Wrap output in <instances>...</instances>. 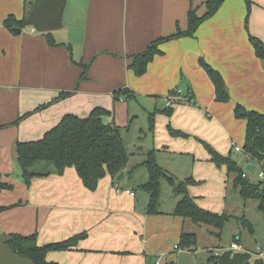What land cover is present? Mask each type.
I'll list each match as a JSON object with an SVG mask.
<instances>
[{"label": "crops", "instance_id": "crops-1", "mask_svg": "<svg viewBox=\"0 0 264 264\" xmlns=\"http://www.w3.org/2000/svg\"><path fill=\"white\" fill-rule=\"evenodd\" d=\"M207 1L67 0V23L62 21V32H52L48 38L26 25L18 34L12 32L15 27L4 25L9 17L16 22L26 19L34 0H0V184L9 187L0 190V208H6L0 213V234L35 233L38 246L86 234L75 248L48 253L46 260L56 264H181L183 256L201 254L208 264L211 250L227 249L232 243L241 247L240 254L251 256L248 262L264 264V251L251 250L242 231H235L237 240L222 245L223 229L219 232L173 216L182 195L169 210L158 205L157 213L149 214V195L136 190L147 182L148 175L144 169L136 178V168H130L129 161L120 180L105 176L95 191L83 186L74 168H66L61 175L35 177L27 186L17 164L16 143L40 139L63 116L85 117L92 109L101 108L109 113L102 118L105 124L125 130L136 117L131 103L142 100L148 119L154 113L153 132L149 125L147 131L159 167L166 172L164 165L179 164L177 169L184 170V175L177 184L190 180L186 192L194 203L208 212L216 210L218 200L212 199L213 193L233 189L234 175L214 162L204 145L241 169L254 165L243 151L237 153L232 147L233 143L243 148L246 127L245 120L235 118L234 109L241 106L247 112L264 114V62L256 57L248 39L250 35L264 45V0H247V29L246 0H225L193 37L160 44V54L148 63L142 76L129 68L132 57L151 43L186 31L189 10L196 8L201 17ZM79 64L88 66L83 79ZM203 64L222 76L227 102L216 101ZM180 89L182 94L177 97ZM119 90L134 98L115 101ZM171 96L177 99L170 104ZM239 153L245 160L242 166L235 160ZM221 166L225 170L222 176ZM116 185L122 192L114 191ZM236 197L243 210L230 209L228 216L247 220L254 234L255 222L244 214L252 200ZM223 202L226 206L225 199ZM230 222L241 227L235 219ZM200 232L205 235L201 250L196 246ZM182 233L195 236L191 250L176 249Z\"/></svg>", "mask_w": 264, "mask_h": 264}, {"label": "trees", "instance_id": "trees-1", "mask_svg": "<svg viewBox=\"0 0 264 264\" xmlns=\"http://www.w3.org/2000/svg\"><path fill=\"white\" fill-rule=\"evenodd\" d=\"M224 2L225 0H208L204 4L206 11L201 17L197 15L196 8H191L187 16L188 28L186 31H177L176 34L170 37L158 39L151 43L142 53L132 57L129 68L136 76H142L146 72L148 63L153 60L154 56L160 54L158 50L160 44L179 37H193L198 27L212 18ZM246 5L244 25L247 29V20L250 13V4L247 0ZM4 25L9 29L12 27L19 29L25 26V19L16 22L9 17ZM50 34L45 33L44 35L49 38ZM248 39L256 57L264 62V45L262 42L250 35H248ZM48 41L51 45H55L51 39H48ZM79 65L83 69L80 79H83L88 66ZM203 65L214 86L216 101L227 102L229 95L222 76L207 64ZM60 95L65 96L67 94ZM120 97H125L126 100L134 98L126 90H119L114 94L115 101H118ZM167 113L169 114V112ZM108 114L106 110L101 108L92 109L85 117L67 114L61 118L56 126L46 131L40 139L31 142H17L15 147L16 159L25 185L28 186L35 177H46L51 174L61 175L66 168H74L83 186L89 191H95L98 182L105 176L116 179L126 168L129 154L122 141L120 128L103 122L102 118ZM234 115L236 119L246 121L242 151L250 161L262 165L264 163V114L254 111L247 112L241 106H236ZM153 116L154 113L148 119L150 132H153ZM204 147L210 153L214 162L224 165L228 175H234L233 188L239 197L243 201L252 200L257 202V210L264 223V186L260 182L252 183L244 178V170L229 158L219 156L207 145H204ZM142 165L146 170L148 180L138 188L149 195L148 213L156 214L160 194V180H165L171 185H174V180L168 177L156 163L153 151L149 152ZM189 182L190 180L186 183L177 184L176 190L182 196L175 206L173 216L188 219L194 225L208 226L219 232L222 231L229 220L235 219L240 222L244 230L253 233L251 224L244 218L218 215L200 209L186 192V184ZM8 188L7 185L0 184V190ZM5 209L1 207L0 213ZM10 237L12 240L7 245L19 257L30 259L34 264H56L46 260L47 254L75 248L78 241L84 239L86 234H79L64 242L43 246L37 245V234L35 233L30 236L11 235ZM195 243L196 238L194 235L182 233L177 248L186 251L191 250ZM248 261V254L227 252L220 257H211L208 264H248Z\"/></svg>", "mask_w": 264, "mask_h": 264}, {"label": "rangeland", "instance_id": "rangeland-1", "mask_svg": "<svg viewBox=\"0 0 264 264\" xmlns=\"http://www.w3.org/2000/svg\"><path fill=\"white\" fill-rule=\"evenodd\" d=\"M65 10V9H64ZM68 10L66 9L65 11H63V16H62V21L64 23H67V14H68ZM26 29H30V27H26ZM58 32H62V31H58ZM58 32H54V34H58ZM181 90V89H180ZM144 102L142 100H138L136 103L132 102L131 103V107L133 109H135L136 111H134L135 114V118H131L130 122L128 124V126L126 127L125 130H120V134H121V138L122 141L124 143V146L126 147V150L129 154V167L130 168H136L135 169V176L136 178H138V176L140 175V172L145 173V171H143L145 168L144 166H139V164L141 162H144L145 159L147 158L150 147L149 145L151 144V138L150 136L151 133L147 131L148 129V125L147 124V119H148V113L145 112V110H143V108L145 109L144 106ZM149 123V121H148ZM140 131L144 132L143 134L140 133ZM141 148V149H140ZM181 160L184 161V159H178L177 161L180 162ZM235 160L238 162V164L240 166H242V164L244 163V159H243V155L242 153H239L238 156L235 157ZM155 161H156V157H155ZM156 163L158 164V162L156 161ZM254 163V170L250 173H246V177L247 179L252 182V183H258L259 179H258V174L260 172L259 169V165L257 162H253ZM162 164V163H161ZM159 165V164H158ZM160 166V165H159ZM179 166V164H175L173 167L172 166H166L165 170L167 173V176L170 177L171 179L174 180L175 184L178 183L177 180H179V177H183L182 175H184V170H179L177 169ZM162 168V166H160ZM188 167H185V169ZM243 168V167H242ZM164 171V170H163ZM221 172V176L224 175V167L221 166V170H219ZM186 172L189 173V171L186 170ZM231 176V175H230ZM160 194H159V200H158V205L163 206L166 210H169L170 207L175 203V201L180 198L181 193L177 192V186H171V183H168L165 180H160ZM224 188V185L222 186ZM136 190H138L139 193H141L142 191L138 189V187L136 188ZM234 188L232 189H228L226 188V190H221L219 191L218 195H215L213 193V197L212 199H217L218 200V206L217 209H213L212 212L218 215H226L228 216L229 212L228 210H230L231 212L234 211L236 208H239L241 211L243 210L242 205L240 203V201H235L237 199L236 195L238 196V193L235 192ZM206 199V196H203ZM223 199L226 200V206L224 205ZM238 200V199H237ZM257 202L255 201H249L248 205L246 207V209L244 210V214L245 216H250L251 219L254 220L255 223L254 224V234L250 235V233L247 232V230H243L241 227L238 228L237 224L230 222V223H226V225L223 228V233L221 236V243L222 245H229V243L234 239L237 240V237L239 236V234L235 235V231L239 232L242 231L244 236V240L245 237L248 236L247 238V246L251 248V250H255V248H260L262 249V252L264 251V231L261 230L260 228V224H259V212L257 211ZM159 207V206H158ZM157 207V208H158ZM210 209H212V207H209ZM205 209V208H204ZM209 210V209H207ZM211 211V210H209ZM235 235V236H234ZM204 234L200 232L199 236H198V240L196 243V246L199 250H201L204 246ZM257 239V240H256ZM243 238H242V243L244 242ZM256 240V242H255ZM204 243V244H203ZM249 249V248H248ZM250 250V249H249ZM235 254H239V253H235ZM185 257V258H184ZM249 256V260H250ZM183 258L185 259V261H183L184 264H205L204 262V255L201 254L197 257H187V256H183ZM168 263H170V261L168 260ZM174 263H178V260L174 261ZM181 263V264H183ZM248 264H255L254 262H248Z\"/></svg>", "mask_w": 264, "mask_h": 264}, {"label": "water", "instance_id": "water-1", "mask_svg": "<svg viewBox=\"0 0 264 264\" xmlns=\"http://www.w3.org/2000/svg\"><path fill=\"white\" fill-rule=\"evenodd\" d=\"M67 0H34L25 19V25L40 34L52 33L62 28V14ZM14 34L19 33L18 28H13ZM141 149V148H140ZM253 164L244 166V172L250 173ZM123 177L120 173L117 180ZM12 240L10 236L0 234V264H34L30 259L19 257L8 247Z\"/></svg>", "mask_w": 264, "mask_h": 264}, {"label": "built area", "instance_id": "built-area-1", "mask_svg": "<svg viewBox=\"0 0 264 264\" xmlns=\"http://www.w3.org/2000/svg\"><path fill=\"white\" fill-rule=\"evenodd\" d=\"M32 31H34V30H32ZM181 90H177L176 91V96L177 97H180L181 96ZM176 96H171V97H169L168 98V103H174L175 102V100L177 99V97ZM176 98V99H175ZM190 98L189 97H184V100L185 101H187V102H190V100H189ZM232 147H233V149H234V151L235 152H242V149L240 148V147H238V146H236L235 144H233L232 143ZM259 169H260V172H259V174H258V179H259V182L264 186V164H262V165H260L259 166ZM253 170H254V167H253ZM252 170V171H253ZM246 173L247 172H244V174H243V177L244 178H247L246 177ZM258 182V183H259ZM114 191L116 192V193H120V192H122V190H120L119 189V187L116 185L115 186V188H114ZM123 192H125L126 194H128V195H130V196H134V194H133V192H131V191H129V190H124ZM176 249L177 250H179L177 247H176ZM227 252H232V253H240V252H243V250L241 249V247L238 245V244H236V243H232L230 246H229V248H227V249H223V250H220V249H214V250H211L210 251V254H211V256L212 257H220L221 255H223L224 253H227ZM159 261H157L155 264H157Z\"/></svg>", "mask_w": 264, "mask_h": 264}]
</instances>
